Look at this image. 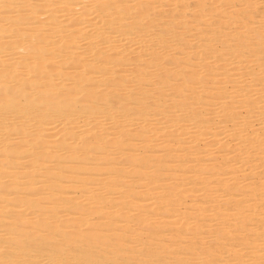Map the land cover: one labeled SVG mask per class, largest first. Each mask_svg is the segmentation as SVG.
<instances>
[{
    "label": "bare ground",
    "instance_id": "6f19581e",
    "mask_svg": "<svg viewBox=\"0 0 264 264\" xmlns=\"http://www.w3.org/2000/svg\"><path fill=\"white\" fill-rule=\"evenodd\" d=\"M87 1L0 0V264H264V0Z\"/></svg>",
    "mask_w": 264,
    "mask_h": 264
},
{
    "label": "rangeland",
    "instance_id": "374dc122",
    "mask_svg": "<svg viewBox=\"0 0 264 264\" xmlns=\"http://www.w3.org/2000/svg\"><path fill=\"white\" fill-rule=\"evenodd\" d=\"M85 1H86V0H85ZM88 1H89V0H88ZM88 1H87V2H88ZM137 1H138V2H137ZM141 1H142V0H135V3L137 4V3H140ZM87 2H85V3L88 4ZM93 7H94V5H92V6H90V7L88 8V11H87L88 16L91 15V12L93 11ZM82 40H83V39H82ZM78 42H79L78 44L82 45L84 41L79 40ZM81 42H82V43H81ZM119 43H120V44H119ZM119 43H118V45L120 46L119 48H121L122 45L125 44V43H123V42H119ZM132 47H133V48H132ZM134 47H135V46H131L130 48H132V49L134 50ZM128 52H131V49H130ZM155 127H156V126L154 125V126H151L150 128H148V131H149L148 133H150L149 135H151L152 133H153L152 135H154V134L156 133L157 128H155ZM82 128H83V126H82ZM153 129H154V130H153ZM155 130H156V131H155ZM259 130H260L261 132L264 131L263 128H260ZM152 131H153V132H152ZM151 132H152V133H151ZM154 132H155V133H154ZM48 133H49V132H48ZM74 135H75V134H74ZM152 135H151V136H152ZM224 140H225V139H224ZM159 141H161V140H159ZM225 141H226L227 143H229L230 145L233 144V141L231 140V138L229 139L228 136L226 137V140H225ZM228 141H229V142H228ZM230 141H232V142H230ZM186 143H187V142H186ZM188 143H189V141H188ZM218 155H219V154H218ZM263 156H264V154H263ZM166 182H168V180H166ZM191 195L193 196V194H191ZM195 195H196V194H195ZM192 196L189 195V197H188V196L186 197L187 200L185 199V201H184L185 203L183 202L184 204H186L185 206H189V207H190L189 204H191L192 202H194V201H192V198H194L195 196H194V197H192ZM247 197H248V196H247ZM247 197H245L244 200H245ZM248 198H249V197H248ZM193 200H195V198H194ZM183 203H182V204H183ZM182 204H181V205H182ZM192 204H193V203H192ZM192 204H191V205H192ZM181 205H180V210H184V211H185V208H186V207H184L183 205L181 206ZM182 207H184V208H182ZM189 207H187V209H188ZM189 209H190V208H189ZM189 211H190V213H189ZM189 211H187L188 214H185V215H187V216H188L189 214L191 215V210H189ZM193 212H194V211H192V214H194ZM190 215H189V216H190ZM61 217H62V215H61ZM64 217H65V216H63L62 219H65Z\"/></svg>",
    "mask_w": 264,
    "mask_h": 264
}]
</instances>
